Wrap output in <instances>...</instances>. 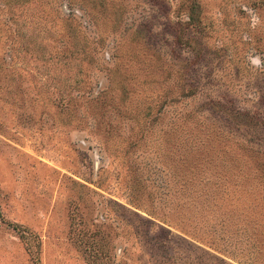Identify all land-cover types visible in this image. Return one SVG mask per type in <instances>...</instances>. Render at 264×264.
<instances>
[{
    "label": "rangeland",
    "instance_id": "374dc122",
    "mask_svg": "<svg viewBox=\"0 0 264 264\" xmlns=\"http://www.w3.org/2000/svg\"><path fill=\"white\" fill-rule=\"evenodd\" d=\"M0 264H264V0H0Z\"/></svg>",
    "mask_w": 264,
    "mask_h": 264
}]
</instances>
